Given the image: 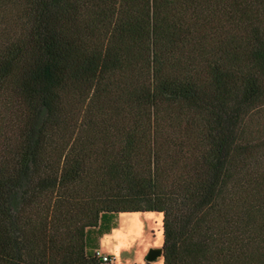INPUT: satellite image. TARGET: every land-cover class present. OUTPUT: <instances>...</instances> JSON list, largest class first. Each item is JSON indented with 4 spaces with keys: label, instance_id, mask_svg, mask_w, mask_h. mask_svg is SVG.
<instances>
[{
    "label": "trees",
    "instance_id": "obj_1",
    "mask_svg": "<svg viewBox=\"0 0 264 264\" xmlns=\"http://www.w3.org/2000/svg\"><path fill=\"white\" fill-rule=\"evenodd\" d=\"M264 264V0H0V264Z\"/></svg>",
    "mask_w": 264,
    "mask_h": 264
},
{
    "label": "rangeland",
    "instance_id": "obj_2",
    "mask_svg": "<svg viewBox=\"0 0 264 264\" xmlns=\"http://www.w3.org/2000/svg\"><path fill=\"white\" fill-rule=\"evenodd\" d=\"M162 224V215L157 213L118 215L116 227L98 237L97 245L115 258L112 264H163L162 256L154 252L163 246Z\"/></svg>",
    "mask_w": 264,
    "mask_h": 264
},
{
    "label": "built area",
    "instance_id": "obj_3",
    "mask_svg": "<svg viewBox=\"0 0 264 264\" xmlns=\"http://www.w3.org/2000/svg\"><path fill=\"white\" fill-rule=\"evenodd\" d=\"M96 255H97V257L102 258L103 261L109 262L111 264L113 263V261L115 259L114 257L107 255L106 253L102 252L100 249L96 250Z\"/></svg>",
    "mask_w": 264,
    "mask_h": 264
},
{
    "label": "water",
    "instance_id": "obj_4",
    "mask_svg": "<svg viewBox=\"0 0 264 264\" xmlns=\"http://www.w3.org/2000/svg\"><path fill=\"white\" fill-rule=\"evenodd\" d=\"M155 252V255H161L162 256V254H163V249L161 248V249H157V250H155L154 251ZM150 260L152 259L151 257L149 258Z\"/></svg>",
    "mask_w": 264,
    "mask_h": 264
},
{
    "label": "crops",
    "instance_id": "obj_5",
    "mask_svg": "<svg viewBox=\"0 0 264 264\" xmlns=\"http://www.w3.org/2000/svg\"><path fill=\"white\" fill-rule=\"evenodd\" d=\"M100 250H102V249H100ZM103 251V250H102ZM104 252V251H103Z\"/></svg>",
    "mask_w": 264,
    "mask_h": 264
}]
</instances>
